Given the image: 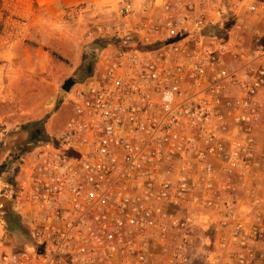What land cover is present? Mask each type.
<instances>
[{"label":"built area","instance_id":"1","mask_svg":"<svg viewBox=\"0 0 264 264\" xmlns=\"http://www.w3.org/2000/svg\"><path fill=\"white\" fill-rule=\"evenodd\" d=\"M118 22L22 160L9 201L31 243L1 220L0 264L263 261L264 0L124 3Z\"/></svg>","mask_w":264,"mask_h":264},{"label":"rangeland","instance_id":"2","mask_svg":"<svg viewBox=\"0 0 264 264\" xmlns=\"http://www.w3.org/2000/svg\"><path fill=\"white\" fill-rule=\"evenodd\" d=\"M151 1L119 0L62 8L58 3L40 6L36 0H0V221L5 222L6 207L12 211L9 195L22 160L44 139L42 132L55 137L62 128L53 122L48 129L47 123L75 91L74 84L65 92L64 84L82 82L99 55L117 47L114 32L124 3L139 6ZM91 31L98 33L94 39H88ZM74 41L83 43L80 52ZM87 47L96 48L98 56ZM41 121L44 125L38 124ZM257 146L264 153V116Z\"/></svg>","mask_w":264,"mask_h":264},{"label":"trees","instance_id":"3","mask_svg":"<svg viewBox=\"0 0 264 264\" xmlns=\"http://www.w3.org/2000/svg\"><path fill=\"white\" fill-rule=\"evenodd\" d=\"M86 50L88 52H90L91 54H93L94 56H98V54L96 52V48L87 47ZM94 68L92 70L88 68L86 70L87 72L85 71L86 72L85 73V75H86L85 79H87L89 76L92 75ZM67 83L70 86L77 84V83L73 82L72 80L68 81ZM38 124L44 125V121H41ZM40 134H41V131H38L39 136H40ZM42 134L44 136V139L38 143L37 147L53 142V138L51 137V135H47L46 133H43V132H42ZM38 135H36V136H38ZM33 136H34V134H33ZM31 138H32V136H31ZM14 183H15V181H14ZM14 183L12 185H14ZM11 210L12 211H10V209L6 207L5 210L3 211L5 222H6L5 223L6 224L5 241L8 244L13 245L15 248H20V247L29 245L31 243V238L29 235L27 224L19 218V216L13 211L12 207H11Z\"/></svg>","mask_w":264,"mask_h":264},{"label":"crops","instance_id":"4","mask_svg":"<svg viewBox=\"0 0 264 264\" xmlns=\"http://www.w3.org/2000/svg\"><path fill=\"white\" fill-rule=\"evenodd\" d=\"M118 1L119 0H36V3L40 6H45V7H49L50 5L58 3V4L62 5V8H68V7H72V6L81 4V3H94V4H98V5H105V4H110V3L115 4ZM74 44H75V48L77 49V52H80V50L82 49L81 45L83 43L81 41H76V42L74 41ZM77 62H78V60L76 61V63ZM69 113H70V107L67 104H64V107H62L53 116L55 121H54V119L48 120L47 128L52 129V127L50 125L53 124V122H55L60 127H63Z\"/></svg>","mask_w":264,"mask_h":264},{"label":"water","instance_id":"5","mask_svg":"<svg viewBox=\"0 0 264 264\" xmlns=\"http://www.w3.org/2000/svg\"><path fill=\"white\" fill-rule=\"evenodd\" d=\"M63 87H64V91L68 92L71 86L68 83H65Z\"/></svg>","mask_w":264,"mask_h":264}]
</instances>
